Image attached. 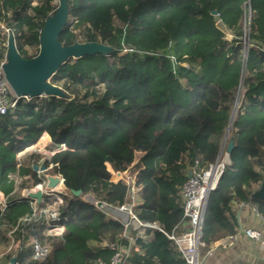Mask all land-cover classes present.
<instances>
[{
    "label": "trees",
    "instance_id": "16d2710c",
    "mask_svg": "<svg viewBox=\"0 0 264 264\" xmlns=\"http://www.w3.org/2000/svg\"><path fill=\"white\" fill-rule=\"evenodd\" d=\"M67 3L62 45L97 42L112 52L61 67L52 84L64 97L23 98L0 115V193L7 197L6 208L0 205V247H7L0 260L110 264L113 251L103 244H127L121 240L123 225L85 197L122 205L127 186L111 180L108 165L125 171L137 155L135 213L172 232L184 215L182 187L196 160L205 168L218 159L239 94L226 143L232 141L233 149L223 151L226 169L208 199L200 253L236 234L233 202L255 204L264 217V200L253 197L264 181V0ZM57 7L56 0H0V61L7 53L3 25L20 56L33 59ZM43 135L58 147L50 160L30 149ZM34 165H53L68 189L62 205L51 198L42 206L62 212L60 237L47 233L44 217L19 222L33 214V200L23 192L42 182ZM35 240L49 245L44 260L34 257ZM125 264L187 263L174 243L155 231L152 241L133 243Z\"/></svg>",
    "mask_w": 264,
    "mask_h": 264
},
{
    "label": "built area",
    "instance_id": "2783aa9c",
    "mask_svg": "<svg viewBox=\"0 0 264 264\" xmlns=\"http://www.w3.org/2000/svg\"><path fill=\"white\" fill-rule=\"evenodd\" d=\"M7 34H10L8 29L5 30ZM11 36V35H10ZM248 45V42H246ZM6 58L0 61V115L6 114L8 111L15 109L20 99H23L15 94L11 85L9 84L6 74L4 72V65ZM24 99H29L25 97ZM32 151L41 153L46 159H51L56 151L51 153H45V149L38 148L34 144L31 148ZM41 167L34 165L33 167ZM135 168V163L127 168L125 171H115L113 168L110 171L112 175V181L115 183L122 182L127 186L126 201L122 205L114 206L105 201H99L93 196H86L85 200L93 204L98 210L102 211L106 216L119 221L123 225V232L121 234V240H126L127 244H118L115 242H104V246L113 251V256L110 264H125L129 259L132 245L139 238L144 241H152L154 239V232L159 231L163 233L170 241H172L177 250L182 255L187 264H202L200 257L201 235L204 217L207 211V203L210 194L216 189L217 184L222 177L226 163L223 155L218 158L214 163L209 164L207 167H202L200 161L196 160L192 170L188 175V179L182 187V196L184 199V215L181 223L176 226L172 232H166L160 225L156 223L142 222L135 213V208L138 206L137 198L140 191V184L138 181V173L141 169V165ZM53 165L47 168V171H37L42 182L34 189L25 190L23 196L30 198V192L41 191L43 193V199L38 202L36 199H32L33 202V214L30 217L21 219V224L31 221L32 219H44L48 225L47 233L49 235L60 237L63 235L64 216L59 209L42 208L47 205V199H54L57 206H60L64 202V197L68 196V189L65 183L61 182L56 188L51 190H45L46 180L44 178L45 173L58 174L52 172ZM132 170V172L130 171ZM60 185L64 186L63 191H59ZM90 197V198H89ZM31 199V198H30ZM6 199H2L0 196V205L2 210L6 208ZM49 202V201H48ZM242 206H251L250 203H242ZM256 210V208H254ZM150 231V232H148ZM245 234L252 240L258 241L261 238V234L254 230H246ZM34 257L38 260H44L49 254V245L35 240L33 243ZM6 264H17L7 262Z\"/></svg>",
    "mask_w": 264,
    "mask_h": 264
},
{
    "label": "water",
    "instance_id": "95a60500",
    "mask_svg": "<svg viewBox=\"0 0 264 264\" xmlns=\"http://www.w3.org/2000/svg\"><path fill=\"white\" fill-rule=\"evenodd\" d=\"M56 4L58 5L57 10L46 21L41 31L40 52L37 57L33 59L21 57L16 49L13 36L9 37L4 72L13 91L21 98L64 97L65 95L61 89L52 84L53 76L61 67L66 66L71 59H79L96 54L108 55L112 52L109 46L97 42H76L70 46H63L59 38L69 18V9L67 0H56ZM213 14L217 15V12L215 11ZM239 97L240 94L218 158L223 155L237 112ZM232 149L233 142L229 141L225 150L226 154H230ZM34 170L36 172H45L47 168L44 165L41 167L35 166ZM44 178L46 180L45 190L47 191L56 188L61 182H64V178L58 174L45 173ZM72 193L77 197L81 195V191H73ZM29 197L41 202L43 193L41 191L30 192ZM253 197L257 200H264V181L258 186ZM11 262L15 263L16 260L12 259Z\"/></svg>",
    "mask_w": 264,
    "mask_h": 264
},
{
    "label": "crops",
    "instance_id": "0c3cea01",
    "mask_svg": "<svg viewBox=\"0 0 264 264\" xmlns=\"http://www.w3.org/2000/svg\"><path fill=\"white\" fill-rule=\"evenodd\" d=\"M36 145L38 148L45 149V153H51L58 149L49 135H43ZM139 165L137 163V166ZM0 196L7 200L4 194L0 193ZM241 204L242 202L235 201L231 205L236 234L218 240L205 254L200 253L202 264H264V217L258 213L255 204L250 203L251 206H242ZM246 230L259 232L260 240L250 239L245 234ZM92 247L97 248L98 245L92 243ZM12 259H15V256ZM6 263L4 259L0 260V264Z\"/></svg>",
    "mask_w": 264,
    "mask_h": 264
},
{
    "label": "rangeland",
    "instance_id": "374dc122",
    "mask_svg": "<svg viewBox=\"0 0 264 264\" xmlns=\"http://www.w3.org/2000/svg\"><path fill=\"white\" fill-rule=\"evenodd\" d=\"M58 4V3H57ZM248 15V14H247ZM247 22H249V15L247 16ZM247 27H248V24H247ZM6 29H8L5 25H3L2 26V33H3V35H5L6 37H7V39H6V41H7V44H8V40H9V37H10V34H7L6 32H5V30ZM9 30V29H8ZM227 37H228V40H230L231 39V36L230 35H227ZM6 58V57H5ZM182 83L184 84V82L182 81ZM224 149H226V146H225V148ZM226 154V153H225ZM136 159H137V161L135 162V168L137 167V163H138V160L140 159V155H137L136 156ZM134 168V170H136ZM108 169L110 170V171H112L113 169H112V167L110 166V165H108ZM131 172H132V170H130ZM7 247L5 246V245H2L1 247H0V250H5Z\"/></svg>",
    "mask_w": 264,
    "mask_h": 264
},
{
    "label": "bare ground",
    "instance_id": "6f19581e",
    "mask_svg": "<svg viewBox=\"0 0 264 264\" xmlns=\"http://www.w3.org/2000/svg\"><path fill=\"white\" fill-rule=\"evenodd\" d=\"M47 137H48V136H47ZM58 190H59V191H62V190H61V187H59Z\"/></svg>",
    "mask_w": 264,
    "mask_h": 264
}]
</instances>
